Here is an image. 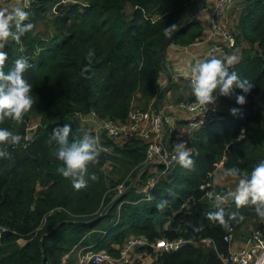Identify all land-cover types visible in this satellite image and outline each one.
I'll return each instance as SVG.
<instances>
[{
	"label": "trees",
	"instance_id": "obj_1",
	"mask_svg": "<svg viewBox=\"0 0 264 264\" xmlns=\"http://www.w3.org/2000/svg\"><path fill=\"white\" fill-rule=\"evenodd\" d=\"M53 1L32 0L25 23L34 28L20 43L10 38L3 49L8 53L5 71L20 56L32 65L24 78L32 85L34 104L22 122L6 119L0 124L23 137L17 146H0L9 153L0 158V264H58L75 245L116 255L131 236L187 241L171 251L136 248L131 252L134 264H141L148 254L156 256L153 264H225L220 258L228 255L230 243L225 237L235 239L249 222L264 227V219L251 206L237 209L232 199L218 203L207 196L229 192L214 182L219 162L223 161V170L238 167L250 174L264 161V0L234 1L232 7L241 5L234 29L229 26L235 44L214 55L226 61L235 45L239 47L229 70L254 85L247 94L235 89L236 95L246 96V103L241 106L235 96H218L226 107L222 103L192 134L193 168L175 161L152 185H148L152 167L146 168L119 207H111L97 220L95 216L115 195V186L123 181L126 187L146 165V145L137 138L118 144L99 134L98 163L89 166V173L98 179H89L87 187L76 190L56 171L60 164L54 155L56 145L49 142L53 129L70 124L72 140L84 135L76 115L93 112L99 119L122 122L134 100L143 109L150 104L156 108L163 72L161 46L165 45V60L169 46L195 45L205 35L200 20L191 16L196 0H83L60 5L51 20L50 39H36L35 25ZM219 41L207 40L206 47ZM90 50L95 53L92 68L82 74ZM234 107L239 108L235 116L230 114ZM29 123L34 127L27 130ZM27 133L30 137L25 140ZM162 199L168 204L160 211L157 203ZM218 207L226 214L239 212L245 219L230 221L227 230L207 219ZM201 224L203 229L194 231ZM205 237L214 247L190 243ZM18 239L24 243L19 245Z\"/></svg>",
	"mask_w": 264,
	"mask_h": 264
},
{
	"label": "clouds",
	"instance_id": "obj_2",
	"mask_svg": "<svg viewBox=\"0 0 264 264\" xmlns=\"http://www.w3.org/2000/svg\"><path fill=\"white\" fill-rule=\"evenodd\" d=\"M31 0H22L21 6H14L11 10L0 8V124L6 119L16 123L23 120L24 115L30 111L34 104L32 85L24 78V73L32 67L29 61L20 56L15 59L12 66L5 71V64L8 60V53L4 51L6 43L11 38L16 43L34 28V24L25 23L29 19ZM175 26L165 29L171 31ZM14 29V30H13ZM95 53L88 51L85 59L87 66L83 73L91 71ZM236 62L235 57H228L227 60L211 57L204 61L195 62L190 68L191 92L195 103L187 105L189 110L194 107L203 108L208 105H215L218 96H235L237 105L246 103L245 95H236L235 89L242 93H249L254 85L247 79H241L236 71L229 68ZM239 108H231L230 114L237 115ZM72 126L64 124L53 129L49 142L56 145L54 155L60 164L56 171L65 179H69L76 190L87 187L89 179L96 181L98 177L89 173V166L98 163L100 150L97 139L85 133L80 138L70 140ZM23 137L5 127H0V146H17ZM194 149L187 146V141H180L174 147L172 159L181 167L192 169L194 160L191 158ZM9 157V153L0 148V158ZM232 178L237 181L234 191L226 194L208 192L207 196L216 202L222 203L229 199L234 200L237 209L244 206H251L255 214L264 219V161L259 162L249 174L242 172L238 167L226 168L223 170L222 178ZM167 200H160L157 209L163 211L167 206ZM227 216V218H226ZM207 219L218 223L220 226L230 230V221L239 223L245 217L239 213H227L223 207H218L214 212H209ZM201 224L194 231H201Z\"/></svg>",
	"mask_w": 264,
	"mask_h": 264
},
{
	"label": "built area",
	"instance_id": "obj_3",
	"mask_svg": "<svg viewBox=\"0 0 264 264\" xmlns=\"http://www.w3.org/2000/svg\"><path fill=\"white\" fill-rule=\"evenodd\" d=\"M8 1L9 0H0V5L5 4ZM234 1L235 0H215L211 5H208L205 8L209 12L210 30L204 36V40L219 38L220 41L209 45L203 55L194 58L189 66L175 70L172 74L173 76H184L190 84V68L195 62L204 61L206 58L216 54H223L226 49L234 46L235 38L231 29L225 26L221 21L224 12L233 5ZM18 3L21 6L22 0H18ZM201 42H196L195 45ZM194 103L195 100L192 96L187 101H175L171 102L169 105H162L158 108H153L151 104L146 109L134 108L133 105H131L125 120L122 122L109 118L99 119L93 112L84 115H76V117L80 124H84L88 130H91L95 135L102 134L110 139L118 138L122 140L137 138L143 141L146 145L144 163H153L150 167L155 168V171H157L156 176L150 178L148 181V185H152L156 178L165 176L175 163V160L172 159V155L177 143L175 135L173 136V139H171L173 129L169 124L170 118L168 117L167 107L174 106L188 112L189 117L184 121L185 132L183 133V141H187V146L194 149L190 146V142L193 139V132L199 127L204 126L222 106V102L217 98L216 104L208 105L205 111L200 107H194L191 110L185 107L187 105H193ZM33 127L34 124L29 123L27 130L32 129ZM166 128H168L167 134ZM29 137L30 136H28L27 133L25 135V140ZM122 189L123 181L115 186V195ZM141 190L145 192L147 186ZM1 231H3L2 227H0V233ZM241 237L243 238L242 243L239 246L236 245V247L233 246L235 241L233 236L228 235L224 238L230 243V245L228 255H220L221 260L225 264H264V227L258 225L246 236L241 235ZM186 242L187 241L182 238L168 241L164 239L149 240L143 236H131L124 240L122 246L118 248L116 255H111L101 250L95 251L90 246L75 245L72 249L74 250L76 264H134L133 254H131V252L136 248L149 247L171 251L177 250ZM190 243L198 247L213 246L211 238L208 237L193 240L190 241ZM58 264L67 263L61 258Z\"/></svg>",
	"mask_w": 264,
	"mask_h": 264
},
{
	"label": "crops",
	"instance_id": "obj_4",
	"mask_svg": "<svg viewBox=\"0 0 264 264\" xmlns=\"http://www.w3.org/2000/svg\"><path fill=\"white\" fill-rule=\"evenodd\" d=\"M215 0H196L197 3V10L195 13V17L198 18L203 26V34L206 35L210 30V17L209 12L205 9L208 5H211ZM241 0H236L235 2H239ZM234 2V3H235ZM233 3V5H234ZM231 7L224 12L221 21L222 23L232 28L235 25V21L237 19L239 10L241 5L238 7ZM14 6H20L18 0H9L7 3L0 5V8H7L11 10ZM235 6V5H234ZM207 40H203V42L186 46L180 47L176 45H171L167 49L166 56H165V65L163 68V72L160 77L161 82V94L159 91L156 108L162 105H169L171 102L177 101H187L189 98L192 97L191 86L188 83L187 79L184 76H173V72L183 67L189 66L194 58L200 57L207 49ZM206 47V48H205ZM232 57H235L232 55ZM237 60V57H236ZM171 78V79H170ZM223 103V102H222ZM224 108L225 103H223ZM168 117L170 118V125L172 126L173 132H175V140L176 143L183 141L184 136L183 133L185 132L184 128V121L188 115L183 109L176 108L174 106L167 107ZM223 161L219 162L216 165L215 170L219 172H223ZM152 170V169H151ZM214 170V171H215ZM155 171V168H154ZM216 183V182H215ZM218 184V183H217ZM220 185V184H219ZM223 186V185H221ZM227 189V188H226ZM241 235L236 236L233 246H239L242 243ZM17 243L22 245L24 240L18 239ZM67 264H76L74 250H70L62 256ZM150 260L147 257H144V261L141 264H151Z\"/></svg>",
	"mask_w": 264,
	"mask_h": 264
},
{
	"label": "rangeland",
	"instance_id": "obj_5",
	"mask_svg": "<svg viewBox=\"0 0 264 264\" xmlns=\"http://www.w3.org/2000/svg\"><path fill=\"white\" fill-rule=\"evenodd\" d=\"M69 2H83V0H54L53 2L49 3L46 11L43 13L42 18L35 25L34 36L36 39H41L44 41H47L50 39V36L52 34V31H51V28H52L51 20H52V18L54 16L58 15V12H59L58 7L60 5H63V4L69 3ZM129 10H130L129 6H126L124 8L125 14H128V12H130ZM238 51H239V47H236V45H235V50L232 51V55L235 56V58L237 57ZM133 107L134 108H142V104L138 100H134L133 101ZM188 117H189V115H187V117L185 119H188ZM79 126H80L83 134L88 133V134L94 136L97 139V141L100 138H102L99 135L93 134L91 132V130H88V128L84 124H79ZM111 140H113L114 142H116L118 144L122 142V139H118V138L117 139H111ZM108 169H109V165L105 164L103 171L107 172ZM156 174H157V171H154V168H152V170L150 171L151 178L156 176ZM222 174H223V172H219L218 170L217 171L215 170L214 171V178H213L214 182L225 186L228 191H234L236 184H237V181L230 178V177L222 178ZM227 202H230V201L227 200ZM255 227H256L255 223L249 222L248 225H246V227L240 231V235L246 236ZM160 240H162V239H160ZM155 250H157V249H155ZM145 257H147L150 260L149 262H151V264H153V262L156 258V256L151 255V254H148ZM143 261H144V259L142 260V262Z\"/></svg>",
	"mask_w": 264,
	"mask_h": 264
},
{
	"label": "water",
	"instance_id": "obj_6",
	"mask_svg": "<svg viewBox=\"0 0 264 264\" xmlns=\"http://www.w3.org/2000/svg\"><path fill=\"white\" fill-rule=\"evenodd\" d=\"M196 10H197V3L195 4V7L192 11V14L191 16H195V13H196ZM172 35V34H171ZM171 35L169 37H171ZM164 46L165 45H162L161 46V49H160V52H161V58H162V67L164 68V65H165V60H164V56H163V52H164ZM171 79V78H170ZM162 91V90H161ZM160 91V94L162 93ZM168 133V128H166V134ZM151 165H153V163H146V165L144 167H142L139 172L136 174V176L131 179V181L129 182V184L124 187L118 194L114 195L107 203L106 205L99 211V213L95 216V220L99 219L101 216H103L106 211L108 209H110L111 207L113 206H117V208L119 207L120 203H121V198L122 196L124 195V193L130 188V187H133L135 185V183L138 181L139 179V176L141 175L142 172L145 171L146 168L150 167ZM41 261H43V257H41Z\"/></svg>",
	"mask_w": 264,
	"mask_h": 264
}]
</instances>
